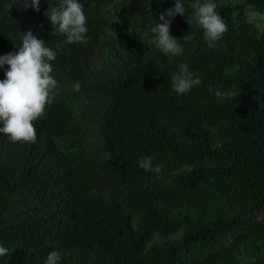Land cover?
Instances as JSON below:
<instances>
[{
  "label": "trees",
  "instance_id": "obj_1",
  "mask_svg": "<svg viewBox=\"0 0 264 264\" xmlns=\"http://www.w3.org/2000/svg\"><path fill=\"white\" fill-rule=\"evenodd\" d=\"M78 2L87 43L67 45L44 14L61 0H0V56L31 31L59 85L34 143L0 134V264H264V0H213L212 46L181 0L171 58L151 40L175 0ZM180 63L201 80L182 95Z\"/></svg>",
  "mask_w": 264,
  "mask_h": 264
},
{
  "label": "clouds",
  "instance_id": "obj_2",
  "mask_svg": "<svg viewBox=\"0 0 264 264\" xmlns=\"http://www.w3.org/2000/svg\"><path fill=\"white\" fill-rule=\"evenodd\" d=\"M41 0H31V6L40 11ZM29 6V2L26 7ZM193 19L203 29V39L209 46L223 37L228 31V25L217 12V4L213 0H196L190 5ZM52 27V35H62L65 44L87 43L86 16L83 6L78 0H61L56 5H48L44 13ZM185 7L181 0H175V7L160 14V23L152 29L155 39L151 44L165 55L175 57L183 54V48L178 43L180 39L171 35V20L180 15L184 17ZM182 39L189 41L190 35ZM59 50V49H58ZM56 51L45 46V41L38 39L31 31L24 33L22 45L18 51L0 56V69L7 66L5 78L0 80V134L13 143L32 142L36 140L34 121L43 116L46 106L55 99L59 85L52 75V64L56 59ZM201 80L193 78L186 63H180L177 71L171 77L173 90L178 94L189 92ZM77 89L79 85L77 84ZM216 96L221 92L216 91ZM138 165L145 171L161 170L157 165L153 168L151 157H142ZM8 249L0 245V257L6 256ZM62 253L50 251L45 264H58Z\"/></svg>",
  "mask_w": 264,
  "mask_h": 264
},
{
  "label": "rangeland",
  "instance_id": "obj_3",
  "mask_svg": "<svg viewBox=\"0 0 264 264\" xmlns=\"http://www.w3.org/2000/svg\"><path fill=\"white\" fill-rule=\"evenodd\" d=\"M249 16H250V18L251 19H253L254 20V23L256 24H260V23H262L263 21H264V17L263 16H261L260 14H258L257 12H251V13H249ZM263 24V23H262Z\"/></svg>",
  "mask_w": 264,
  "mask_h": 264
}]
</instances>
